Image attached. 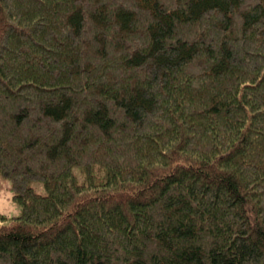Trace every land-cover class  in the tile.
<instances>
[{"label":"trees","instance_id":"1","mask_svg":"<svg viewBox=\"0 0 264 264\" xmlns=\"http://www.w3.org/2000/svg\"><path fill=\"white\" fill-rule=\"evenodd\" d=\"M2 177L0 264H264V0H0Z\"/></svg>","mask_w":264,"mask_h":264},{"label":"rangeland","instance_id":"2","mask_svg":"<svg viewBox=\"0 0 264 264\" xmlns=\"http://www.w3.org/2000/svg\"><path fill=\"white\" fill-rule=\"evenodd\" d=\"M37 188L40 192H44L41 186L37 185ZM13 195L10 179L0 178V214L6 217L1 220L0 225L8 224L12 217L19 216L22 212V206L13 199Z\"/></svg>","mask_w":264,"mask_h":264}]
</instances>
